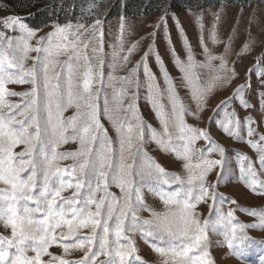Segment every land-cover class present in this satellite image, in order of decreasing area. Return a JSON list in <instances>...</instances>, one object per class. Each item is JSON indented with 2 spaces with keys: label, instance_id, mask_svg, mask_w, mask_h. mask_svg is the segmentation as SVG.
Wrapping results in <instances>:
<instances>
[{
  "label": "snow or ice",
  "instance_id": "1",
  "mask_svg": "<svg viewBox=\"0 0 264 264\" xmlns=\"http://www.w3.org/2000/svg\"><path fill=\"white\" fill-rule=\"evenodd\" d=\"M237 2L240 10L226 39L217 30L227 8L223 0L221 9L212 14L213 47L203 35L199 37L203 60L196 59L179 17L171 13L185 58L176 52L167 4L156 23L149 25L153 31L139 39H132L135 33L121 15L107 52L100 0H73L72 9L80 12L76 23L53 19L33 28L26 17L0 19V226L10 232L0 233V264H149L138 254L137 235L158 254L159 264H216L210 234L222 236L235 255H245L253 239L247 229L264 228V211L249 210L256 222H237L235 210L225 209L226 203L237 202L219 186L237 179L264 194V133L250 113L241 118L236 107L256 108L246 97L253 91L250 77L255 70L259 87L254 91L264 109V49L246 70L245 81L208 118L234 141L246 143L256 153L255 160L242 150L226 148L208 128L187 122L188 117L200 119L215 91L232 87L240 78L235 64L257 44L251 34L253 16L236 50L247 6L246 0H233V6ZM0 9L11 10L7 5ZM87 19L92 23L81 22ZM196 21L202 33L203 14ZM43 27L51 31L40 35ZM161 29L187 97L180 95L155 46ZM9 30L18 34L9 35ZM146 39L151 40L147 50L133 60ZM215 47L223 50L217 52ZM233 55L236 60H230ZM150 56L159 66L163 87L149 64ZM120 71L126 74L119 75ZM9 84L29 87L16 92ZM141 99L150 105L159 128L143 116ZM69 109L73 114L65 116ZM200 140L205 144L198 148ZM69 142L78 147L61 151ZM21 145L22 150L15 151ZM150 145L181 162L184 174L167 169L149 151ZM68 159L72 164L62 166L61 161ZM113 186L119 196L110 191ZM68 190L71 195H63ZM146 194L158 198L162 208L149 204ZM202 203L209 205L203 219L197 210ZM53 244H59L65 255L74 250L84 255L66 259L49 251Z\"/></svg>",
  "mask_w": 264,
  "mask_h": 264
},
{
  "label": "rangeland",
  "instance_id": "2",
  "mask_svg": "<svg viewBox=\"0 0 264 264\" xmlns=\"http://www.w3.org/2000/svg\"><path fill=\"white\" fill-rule=\"evenodd\" d=\"M126 1L130 0H100V8L104 13L105 19V51H110L108 44L115 40L117 35V31L119 29L120 17L123 15L125 17L127 25L131 26L135 35L132 39H139L140 37L147 36L148 33L153 31V28L149 25H153L156 23L158 18L163 14V6L165 4L170 5L169 15L167 16V24L169 31L171 33L172 42L175 44L176 52L179 54L181 59H184L186 56L185 48L182 44L181 35L177 31V25L174 22V18L171 13H175L176 16L179 17L180 24L183 25L184 31L187 34L188 39L191 41L193 46V51L196 54L197 60H203L204 56L202 54V48L199 37L203 35V40L208 44L210 48L213 47L209 30L211 29L213 23V13L218 12L221 9V3L209 4L207 6L202 7H185L183 5H179L176 0H145V6H148L150 2H152V6L149 11L135 13L131 12L130 9L128 13H126ZM227 5V8L224 11L223 18L218 25V33L222 39H226L229 35L230 30L233 28V25L236 22L237 13L240 10V3H236L233 6V2L223 1ZM73 0H0V5H7L11 10L0 9V19L15 15L26 17L25 22L29 24V20H32L35 16H37L38 12L42 13V17L46 18L47 21L44 25L50 24L53 19L57 22L63 24L71 20L72 23H76V18L80 15L79 9H72ZM144 6V7H145ZM143 7V8H144ZM71 9V10H70ZM51 13V14H50ZM191 13V14H190ZM203 14V23L204 30L201 33L198 28L196 17ZM255 17V22L251 24V34L253 37L257 39V44L253 46L252 50L240 57V62L235 64L236 70L240 73V78L235 81L231 88L227 90H217L214 94L209 98L207 109L201 114L200 119L196 120L192 117L187 118V122L189 124L198 126L200 128H208L213 135V137L222 143L226 148H236L246 152L250 155L253 160L256 159V153L244 142H236L233 138L228 137L226 134L222 132V130L215 124V122L209 124L208 118L213 115V109L217 104L229 95H231L233 89L237 84L243 83L246 79L245 72L247 69L252 68L256 63L255 58L261 53L262 49H264V1H256L250 2L243 8V23L241 24V34L236 40V50L239 51L241 42L246 38V34L243 32L249 25L250 17ZM66 17L68 18L66 20ZM51 19V20H50ZM84 23H92L91 19H87L85 21H81ZM30 27H33L29 24ZM43 26V25H42ZM40 26V27H42ZM38 28V27H33ZM0 30L2 26H0ZM51 31L50 27H43V31L40 32V35H44L46 32ZM9 35H16L18 33H14L11 30L7 32ZM127 35V33H125ZM150 39H146L143 44L141 51L133 57V60L140 59V56L143 55V52L147 50V45L150 43ZM155 46L159 51V54L163 58L165 65L171 76L176 80L178 84V91L182 97H187L188 90L185 87L179 86L181 73L178 68L173 63V56L170 51V45L165 42V36L163 29H161L157 33ZM215 51H222V47H215ZM32 55H35L33 53ZM237 57L233 55L230 60H236ZM31 63V61H29ZM149 64L156 73L158 80L161 82V86L163 87V78L161 76L159 66L156 64L154 57H149ZM131 66V65H129ZM108 69L105 68V72L107 73ZM202 73L206 72V69L200 70ZM119 75H125V71H120ZM142 75V73H141ZM251 88L252 92L249 96L246 93V97L251 99V102L256 105L255 109H248L247 111L240 109L238 104L236 105L237 110L241 118H243L247 114H251L257 124L259 125L258 131L264 133V123H260L262 118H264V109H260L259 101L257 95L254 90H256L258 85V79L256 76L255 70L251 73ZM9 89L21 92L25 91L29 86L28 85H16L9 84L7 86ZM143 95V92H142ZM9 99L13 102H19L21 100L20 97H9ZM140 110L145 117V119L150 122L153 126L159 128V124L157 119L155 118L154 112L152 111L150 105L143 99L139 101ZM73 114V110L69 109L65 116H70ZM105 126L109 128L110 134H113V130L111 126L108 124L106 119L103 120ZM205 142L200 140L197 142L196 147H203ZM78 147L77 144L69 142L68 144L61 146V151H73ZM23 146H18L15 151H21ZM155 145L149 146V151H151L152 155L155 156L167 169L179 172L181 175L184 173L181 170V162L174 159L171 155H165L158 150H153ZM213 158H216L215 156ZM72 164V160H64L61 161L62 166H67ZM258 166V165H257ZM233 167L236 168V165L233 164ZM216 172L210 174L209 180L215 181ZM110 191L116 193L118 196L120 195L119 189L116 187H111ZM219 191L222 192L226 197H231L237 203L236 204H225V209L231 207L235 210V216L237 218V222H246L252 223L257 221V217H253L250 214L249 210H257L264 211V194H261L259 190L253 191L247 188L242 182L237 179H233V181L219 186ZM63 195H71V190L66 191ZM99 195H103V193H98ZM147 202L158 210L162 208V205L158 198H154L150 195L146 194ZM198 212H200L201 218H205L209 213V205L208 204H200L197 208ZM142 215H148L147 212H142ZM66 230V229H65ZM85 232L87 230H84ZM60 230L57 229V234H59ZM0 233L5 235L10 234L9 230L0 226ZM247 234L252 237L251 245L246 251L243 257H239L234 254L233 250L227 247V244L223 242V237L216 234H210V239L213 241V244L210 248L212 256L215 259L216 264H261V260L264 259V228H249L247 229ZM137 246L139 248L138 254L149 264H159L160 257L154 250L151 249L150 245L144 242L138 235L135 237ZM49 251L56 255H64L66 259L76 260L81 259L84 255L83 251L74 250L70 251L67 255L63 253L62 247L59 244H53ZM29 255H33L34 253L29 252ZM43 259L48 260V256H44ZM100 260L104 259V257H99Z\"/></svg>",
  "mask_w": 264,
  "mask_h": 264
},
{
  "label": "trees",
  "instance_id": "3",
  "mask_svg": "<svg viewBox=\"0 0 264 264\" xmlns=\"http://www.w3.org/2000/svg\"><path fill=\"white\" fill-rule=\"evenodd\" d=\"M223 1L233 2V0H223ZM256 1H264V0H246L247 4L250 2H256ZM176 2L179 5H183L185 7H202V6H207L209 4L221 3L222 0H176ZM145 3H146L145 0L126 1V6H125L126 10L125 11H126V13H128L130 9H132V10H130L131 12H135V13L142 12L143 9L145 11H149L150 7L152 6V2H150L148 4V6H145V5H147ZM237 3H239V2H237ZM47 21H49V20L42 17L41 12H38L37 16H35L32 20H29V24L33 27H40V26L44 25Z\"/></svg>",
  "mask_w": 264,
  "mask_h": 264
}]
</instances>
